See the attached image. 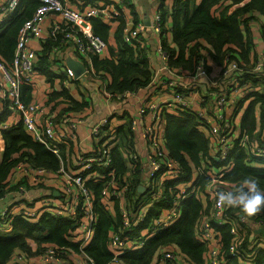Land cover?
I'll return each instance as SVG.
<instances>
[{"label":"built area","instance_id":"2783aa9c","mask_svg":"<svg viewBox=\"0 0 264 264\" xmlns=\"http://www.w3.org/2000/svg\"><path fill=\"white\" fill-rule=\"evenodd\" d=\"M38 1L40 4L19 30L13 59L8 62L0 56V134L2 130L22 124L35 142L41 143L59 158L61 167L51 170L34 166L26 158L18 163L8 177L9 185H16L15 190L9 193V199L0 197V232H13L15 215L36 218L60 216L73 221L69 241L77 243L79 250L72 249L70 245L37 243L34 247L35 257L27 249L16 248L7 264H96L93 257L82 255L96 234L100 217L92 187L94 184L101 185L102 205L112 212L118 206L121 216V223L110 228L109 246L113 255L104 264H125L122 256L126 252L141 248L146 240L180 218L182 200L190 194L197 195L205 202L196 232L197 237L207 245L204 254L209 264H232V259L238 264H255L256 251L264 250V243L257 242L260 236H264L259 233V229L264 228V210L251 217L246 216L239 208H228L218 203L216 192L231 190L236 185L225 180L224 176L232 170L233 163L228 157L237 143L248 154L264 158V147L251 141L236 121L240 110L251 100L247 95L254 90L264 93V44L252 46L249 60L242 58L240 61H229L227 57L219 76L211 75L201 56L194 70L187 71L192 82L183 84L178 79L184 75L170 65L171 53L162 43L164 32L160 8L155 12L151 26L138 20L126 28L124 40L144 49H148L150 29L160 36L157 52L162 57L163 65L156 71L152 67L154 76L149 85L164 78L166 86L171 88V95L164 101H155L140 108L139 115L142 116L149 109L152 117V121L146 122L144 127H140L137 116L131 117L133 139L122 147L125 170L119 172L112 153L115 146L113 142L118 140V129L111 115L91 125L92 150L80 149L74 158L69 159L68 150L79 146V128L89 117L74 116L70 109L59 110L42 101L27 102L24 99V86L35 85L34 74L39 54L47 40L56 39L60 33L62 43L54 46L49 55V61L54 63L50 64V69H57L54 66L56 55L64 44L72 45L74 52L84 59L90 60L91 54L102 55L108 42L94 34L91 18L99 17L111 24L118 20L125 10L126 2L130 0L82 1V8L68 0ZM22 6L23 0L1 3L0 15L3 14V17L0 25ZM255 15L256 18L250 24L258 28V37L262 40L264 16L259 12ZM201 50L204 54L205 51ZM147 57L151 62L148 50ZM89 69L86 68L87 71ZM165 70L173 72L177 79L173 76L163 77ZM244 72L255 83L252 79L242 81ZM65 75L79 80L83 74L76 77L73 69L68 68ZM199 77L205 78L200 85H206V90L201 89L199 97L190 98V90L195 86L193 80ZM195 107L199 109L196 111ZM180 111H194L198 115L200 127L209 130V154L222 164L215 165L207 157L200 167L195 166L197 176L192 170V177L188 180L171 183L181 175V165L167 148L163 131L164 112L178 114ZM137 139H141L145 155L140 152ZM249 164H254V161ZM201 174L208 177L203 188L200 180H197ZM137 176L140 181L137 191L133 193L132 187ZM166 188L173 199L163 195ZM55 191L58 195L54 194ZM157 205H163L161 210L155 212L147 225L138 230V224L145 222L152 208ZM225 225L229 226L233 236L227 249L229 257L222 252L223 244L218 232V226ZM242 236H248L250 240L247 247L243 245ZM154 256V264H186L187 261L175 243L159 246Z\"/></svg>","mask_w":264,"mask_h":264},{"label":"trees","instance_id":"16d2710c","mask_svg":"<svg viewBox=\"0 0 264 264\" xmlns=\"http://www.w3.org/2000/svg\"><path fill=\"white\" fill-rule=\"evenodd\" d=\"M93 1V0H91ZM171 9L165 5L166 0H161L160 10L163 19L162 43L165 49L171 53L170 65L173 68L183 67L186 71L194 70L197 61L201 56L211 71L214 65L222 69L226 58L230 60H249L250 49L253 46V37L249 30L244 33L243 28L249 27L250 21L256 18L255 13L259 12L264 16V0H172ZM38 0H23L22 8L11 15L0 25V56L8 62L13 59L18 33L24 22L29 19L37 6ZM126 6L133 9L126 2ZM124 14V11L123 13ZM121 14V15H122ZM168 15L173 18V40L176 47L168 45L165 20ZM125 16H120V24L115 29V39L118 46L116 54L101 57L99 54H91L92 72L105 73L110 78L106 89L110 94L116 95L130 91H136L147 87L154 76V70L150 59L147 57L146 49L140 48L137 44H130L124 40L126 28ZM139 20V19H138ZM137 20V21H138ZM135 21V22H137ZM134 22V23H135ZM92 28L95 35L108 42L112 25L102 18H91ZM249 29V28H248ZM62 43V34L56 39H49L44 44L38 57L37 68L53 76L51 71L49 55L54 46ZM203 49L205 53L201 51ZM258 57V54H253ZM88 63L89 61L83 58ZM91 72V73H92ZM242 81L252 79L247 72H244ZM255 83V80L252 79ZM30 87L25 88V92ZM67 93L64 89L59 96ZM251 98L241 117V128L244 134H248L250 140L258 142L264 147V93L256 90L247 95ZM30 98V95H29ZM29 98H27L29 100ZM71 100V99H70ZM70 102V101H69ZM76 103V102H75ZM80 105V104H78ZM81 104L80 106H83ZM71 107V106H70ZM64 106L63 110H69ZM166 123L167 148L170 154L179 161L181 175L171 183H180L192 177V162L200 167L202 161L210 157L215 165H221L215 157L210 156V139L200 129V118L194 111H180L178 114L164 112ZM128 131V125L120 126V131ZM124 134V135H125ZM5 142V150L0 158V197L9 199V193L15 190L16 185H9V175L17 167L18 163L27 159V162L38 167L51 170H58L61 167L59 158L44 145L35 142L27 133L22 124L1 131ZM126 136V135H125ZM121 146V145H120ZM119 145L114 146V164L119 172L125 170L123 157L119 151ZM232 170L227 172L224 179L236 184L243 179H252L257 182L261 190H264V158L248 154L245 149L237 143L230 152ZM254 161V164H249ZM258 164V165H257ZM184 170V173L182 172ZM202 188L208 181L205 174L198 176ZM133 193L137 191L139 176L134 180ZM170 184H168L169 188ZM93 190L96 195L97 209L100 217L96 227V234L90 244L84 248L83 256H91L96 264L108 262L113 251L109 246V231L115 225L121 223L118 206L113 214L107 210L100 201V184H94ZM164 196L173 199L169 190H165ZM183 211L180 218L167 229L160 230L153 237L145 241L144 245L136 250L128 251L122 256L125 264H154L155 252L159 246L169 243L178 245L184 258L192 264H209L205 258L207 245L197 237L196 226L200 213L205 202L197 195L190 194L182 200ZM162 206L152 208L145 222L138 224V230L147 225L149 219L159 212ZM209 212V210L207 211ZM73 229V221L55 215H45L41 218L27 217L23 215L14 216V230L12 233L0 232V264H7L16 248L27 249L33 257L36 255V244H51L69 246L79 250L77 243L69 241L70 231ZM218 232L223 244V254L228 256V245L233 239L228 225L218 226ZM245 247L250 243L248 236H242ZM229 257V256H228ZM255 264H264V250L256 251ZM232 264H238L232 259Z\"/></svg>","mask_w":264,"mask_h":264},{"label":"crops","instance_id":"0c3cea01","mask_svg":"<svg viewBox=\"0 0 264 264\" xmlns=\"http://www.w3.org/2000/svg\"><path fill=\"white\" fill-rule=\"evenodd\" d=\"M7 0H0V4L6 2ZM70 3L81 7V2L85 1L89 3L91 0H68ZM117 1V0H115ZM133 7L125 5L124 14L121 16H125V24L126 28H129L135 21L142 20L147 25L151 26L153 22V17L155 12L160 8L161 0H130L128 3ZM165 5L168 6L169 9L173 7L172 0H166ZM82 8V7H81ZM120 24L118 20L111 23L112 29L110 32V36L108 39V46L105 51L100 55L101 57H106L112 55V53L116 54L118 51L117 42L115 39V29ZM173 26V18L171 15H168L165 20L166 27V35L168 37V45L172 47H176L175 42L173 40V33L171 28ZM125 28V29H126ZM150 29V28H149ZM256 40L257 36H255ZM160 43V36L153 33L150 29L148 34V49L151 55V64L154 70H160L162 67V57L157 52L158 46ZM261 45V41H260ZM263 46V45H262ZM56 64L54 65L57 69L52 70L53 76L49 77L46 73L42 72L36 67V73L34 74L35 85H25L24 86V99L28 101H42L44 104H49L51 107H57L59 110L64 108V106H68L70 110L73 111L74 116H88L87 122H83L79 128V136H80V144L79 146H74L72 149L68 150V158H74L76 155V151L78 150H92L93 141L90 136V127L93 123L98 122L101 118L105 116H110L113 118V124L117 125V142H113V145H121L119 151L123 157L124 166H125V158L122 153V147L130 140L133 139V133L131 132V117H138L140 119L139 125L140 127H144L146 122H151L152 117L150 114V110L147 111L141 116L139 115V110L143 105H149L155 101H164L168 99L171 95V88L166 86V82L163 79L159 81L153 82L148 87H144L142 89H137L136 91H130L125 93H119L116 95L110 94L106 86L110 82V78L105 75V73H94V68L86 70L79 80H73L65 75V72L68 68L73 69V61L78 60L85 68L92 66L91 58L88 60V63H84L83 58L74 52L73 46L70 44H64L58 51L56 55ZM38 64V62H37ZM36 64V66H37ZM50 64H54L50 62ZM91 70H94L90 73ZM180 74H183V77H179L178 81L180 83L192 82V78L187 76V69L183 67H178ZM211 75L219 76L220 68L219 65H214L211 69ZM163 77H171L177 79L176 75L172 72L165 70ZM75 74V73H74ZM177 81V80H175ZM205 81V78L199 77L196 80H193L195 86L190 90V98L199 97V90H206V85L200 82ZM30 87V90L25 92V88ZM66 89L67 93L63 94L64 96H59L60 91ZM30 95V98H29ZM29 98V100L27 99ZM71 99V100H70ZM70 101V102H69ZM76 102V103H75ZM78 104H84L80 106ZM71 106V107H70ZM246 105L240 110L239 114L244 113ZM199 108L195 107L197 111ZM174 113V112H170ZM238 114V115H239ZM242 117V116H241ZM165 122V121H164ZM128 125V131L126 134L124 130L120 131V126ZM201 130L205 132L209 137V130L203 126L200 127ZM164 134L166 135V123H164L163 127ZM126 136H125V135ZM138 146L140 152L145 155V150L142 147L141 139H137ZM5 149V142L0 134V158ZM114 147L112 148V153L114 156ZM211 151V149H210ZM65 153V150H64ZM258 165V164H257ZM35 190V189H34ZM165 190H168L166 188ZM37 193V190H35ZM1 207V206H0ZM186 264H192L189 260L185 261Z\"/></svg>","mask_w":264,"mask_h":264},{"label":"clouds","instance_id":"9594fccd","mask_svg":"<svg viewBox=\"0 0 264 264\" xmlns=\"http://www.w3.org/2000/svg\"><path fill=\"white\" fill-rule=\"evenodd\" d=\"M216 198L221 205L239 208L249 217L264 210V190H261L257 182L252 179H243L231 190L216 192Z\"/></svg>","mask_w":264,"mask_h":264},{"label":"rangeland","instance_id":"374dc122","mask_svg":"<svg viewBox=\"0 0 264 264\" xmlns=\"http://www.w3.org/2000/svg\"><path fill=\"white\" fill-rule=\"evenodd\" d=\"M2 17H3V14H1L0 15V19H2ZM249 28V29H248ZM246 30H249L250 31V33H251V36L253 37V40H252V42L254 41V43H253V46H257V45H259L260 44V41H261V43H263L264 44V37H263V39L261 40L259 37H258V28L257 27H253V26H251V24H249V27H244L243 28V32L245 33L246 32ZM255 36H257V39H259L258 41L256 40V38H255ZM241 116H242V114H239L238 115V117H237V119H236V121H237V123L240 125V122H241ZM214 153H215V151H214ZM190 164H191V166H192V170H193V173L195 174V176H197L198 175V172L196 171V167H195V165H193V163L192 162H190ZM77 170H80V169H77ZM259 233H261V232H259ZM261 234H264V233H261ZM258 244L260 243V242H263L264 243V236H260L259 238H258Z\"/></svg>","mask_w":264,"mask_h":264},{"label":"water","instance_id":"95a60500","mask_svg":"<svg viewBox=\"0 0 264 264\" xmlns=\"http://www.w3.org/2000/svg\"><path fill=\"white\" fill-rule=\"evenodd\" d=\"M73 66H74V69H75L74 73H75L76 77H79L80 75H82L86 71V68L83 65V63H81L78 60H74L73 61ZM54 194L58 195V192L55 191ZM259 232L264 233V228L259 229Z\"/></svg>","mask_w":264,"mask_h":264}]
</instances>
